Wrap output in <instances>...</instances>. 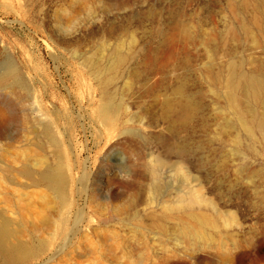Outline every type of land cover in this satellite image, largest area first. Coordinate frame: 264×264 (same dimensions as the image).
I'll list each match as a JSON object with an SVG mask.
<instances>
[{"label":"rangeland","instance_id":"374dc122","mask_svg":"<svg viewBox=\"0 0 264 264\" xmlns=\"http://www.w3.org/2000/svg\"><path fill=\"white\" fill-rule=\"evenodd\" d=\"M232 67L264 79V0H0V264H264V105Z\"/></svg>","mask_w":264,"mask_h":264},{"label":"bare ground","instance_id":"6f19581e","mask_svg":"<svg viewBox=\"0 0 264 264\" xmlns=\"http://www.w3.org/2000/svg\"><path fill=\"white\" fill-rule=\"evenodd\" d=\"M177 26V25H176ZM184 26V25H183ZM176 28V27H175ZM184 28V27H183ZM178 29V28H177ZM176 29V30H177ZM182 30V29H181ZM179 31V30H178ZM173 32V31H172ZM181 32V31H180ZM175 33V32H174ZM188 34H190V33H188ZM186 36H187V34H185ZM177 37V36H176ZM175 37V38H176ZM185 37V36H184ZM174 38V37H173ZM186 38V37H185ZM175 40V39H174ZM170 41V40H169ZM188 40H186V42H187ZM173 42H175V41H173ZM199 42V41H198ZM176 43V42H175ZM170 55V54H169ZM134 56V55H133ZM167 56V55H166ZM119 57V56H118ZM122 57V56H121ZM168 58V57H167ZM118 59V58H117ZM165 60V59H164ZM162 62H165V61H162ZM161 62V63H162ZM167 62V61H166ZM128 63V62H127ZM150 63H152V62H150ZM159 63V62H158ZM160 63V65H162ZM165 63H163V65H164ZM162 65V66H163ZM89 66H90V64H89ZM91 66H92V64H91ZM103 66V65H102ZM102 66H99V68L100 67H102ZM162 66H159V67H162ZM230 66V65H229ZM233 66V65H232ZM237 66V65H236ZM127 67V65H126V63L122 60V58H120L119 57V60H116L113 64H106V65H104L102 68H100V69H104L105 71H108V72H110V73H115L116 71H118V70H125V68ZM145 67H146V65H145ZM223 67V66H222ZM99 68H97V69H99ZM128 68H129V66H128ZM158 69V68H157ZM227 69V68H226ZM238 69V68H237ZM159 70V69H158ZM161 70V69H160ZM231 70V74L228 76V81H229V83L228 84H226L227 85V90H226V92H227V95H228V100H230L231 101V103L230 104H234V105H236V106H238L239 105V102H240V98H243V97H248V98H252V99H255L256 100V102L258 101V102H262L263 103V105H264V79L263 78H261V77H259V76H257V75H254V74H251V75H246V74H240V75H238L237 74V72H236V70H235V68L234 67H232V69H230ZM153 71V70H152ZM155 71H157V70H155ZM221 71V70H220ZM238 71V70H237ZM99 72V71H98ZM97 72V73H98ZM133 72V71H132ZM239 72V71H238ZM139 73V72H138ZM162 74V73H161ZM135 75V74H134ZM132 76V75H131ZM130 76V77H131ZM159 76V75H158ZM160 78V77H159ZM162 78V77H161ZM96 79V78H95ZM110 79H113V76H111L110 78H109V80ZM130 79V78H129ZM129 79H127V80H129ZM109 80H105V83H106V86H108V84H109ZM126 80V81H127ZM159 80V79H158ZM214 80V79H213ZM157 82V81H156ZM159 82H160V80H159ZM152 83V82H151ZM126 84H128L127 82H126ZM153 84V83H152ZM152 84H150V86L152 85ZM157 84H159V83H157ZM167 84V83H166ZM178 85H180V84H178ZM106 86H103V87H106ZM126 87V86H125ZM128 87V86H127ZM128 88H130V87H128ZM128 88H126V89H128ZM179 87H177V91H179L180 89H178ZM149 89V88H148ZM148 89H146L147 91H149ZM239 92H241V95H240V93ZM128 93V92H127ZM185 93V92H184ZM148 94V93H147ZM97 94H95V96H96ZM101 95V94H100ZM196 95V94H195ZM240 95V96H239ZM118 95H116V94H112L111 92H109L108 90H106V89H104V91H103V94L101 95V98H100V103H99V105H98V107L96 108V110H95V116L96 117H98L101 121L100 122H102L103 123V125H105L107 128H109V127H114L115 126V128H116V125L118 126V127H126V126H128V124H129V120H131L130 118H129V112H128V109H125V108H123L122 106H121V104H118V102H116V97H117ZM145 96V95H144ZM194 95H192V97H190L189 99H185L186 100V102H183V103H181V102H179V100H176V101H178L179 103H180V107L182 108V112H183V115L185 116L186 114H191V112L193 111V109H194V97H193ZM136 97V96H135ZM138 97V96H137ZM140 97V96H139ZM159 98V97H158ZM187 98V97H186ZM140 99V98H139ZM155 99V98H154ZM166 99V98H165ZM184 100V101H185ZM120 101H122V99L120 100ZM131 101V100H130ZM139 101V100H138ZM143 101V100H142ZM159 101V100H158ZM229 101V102H230ZM137 102V101H136ZM156 102H157V99H156ZM175 102V101H174ZM257 102V103H258ZM130 103V102H129ZM98 104V103H97ZM96 104V105H97ZM233 105V106H234ZM262 105V106H263ZM143 107H145V106H143ZM171 107V106H170ZM235 107V106H234ZM233 107V108H234ZM167 108H168V106H167ZM166 108V109H167ZM236 108V107H235ZM238 109V108H237ZM236 109V110H237ZM181 110V109H180ZM92 111V110H91ZM92 114H94L93 112H92ZM238 116H239V118H240V121L242 122V121H245L244 120V117H243V114L241 113V112H238ZM245 116V115H244ZM92 117V116H91ZM263 117V116H262ZM260 118V120H259V124H261L260 126L261 127H264V118ZM132 118V117H131ZM181 119V118H180ZM95 121V120H94ZM98 124V123H97ZM98 127V126H97ZM260 129V128H259ZM134 130V129H133ZM262 131H263V129H261ZM126 131V130H125ZM98 133V132H97ZM105 133V132H104ZM262 133V132H261ZM264 133V132H263ZM135 134V133H134ZM133 137V136H132ZM140 137V136H139ZM264 137V136H263ZM140 140V139H139ZM125 142V141H124ZM136 143V142H135ZM133 144V143H132ZM102 149H103V147H102ZM135 149V148H134ZM142 149V148H141ZM127 153V152H126ZM133 155V154H132ZM131 156V155H130ZM131 159V158H130ZM140 160V159H139ZM136 162V161H135ZM84 181V180H83ZM91 183V182H90ZM134 183V182H133ZM131 185V184H130ZM137 189V188H136ZM82 190H83V187H82ZM141 192H143V191H141ZM129 194V193H128ZM141 195V194H140ZM136 196H137V194H136ZM90 197H92L91 195H90ZM128 198V197H127ZM144 198V197H143ZM91 199V198H90ZM93 199V198H92ZM91 199V200H92ZM94 199H95V197H94ZM139 200H141V198L139 199ZM93 201V200H92ZM97 201V200H96ZM145 201V200H144ZM136 202H138V200L136 201ZM117 203V202H116ZM120 203V202H119ZM133 204V203H132ZM138 204V203H137ZM144 204V203H143ZM101 205V204H100ZM99 205V206H100ZM145 205H146V203H145ZM102 206V205H101ZM139 206V205H138ZM69 207V206H68ZM68 207L65 209V210H63V212H61V214H60V218H59V220H60V227L57 229V234L59 235V236H61V235H63L64 234V232H65V228H66V224L68 223V221H69V219H70V215H71V213H72V211L70 212V210L68 209ZM91 208H93L92 206H91ZM90 208V209H91ZM99 208H101V207H99ZM124 208V207H123ZM75 209V208H74ZM83 209H85V208H83ZM83 209H80L78 212H77V220H78V223H79V220H81V218H83V217H85L84 216V213L86 212L85 210H83ZM94 209V208H93ZM98 209V208H97ZM96 209V210H97ZM115 209V208H114ZM100 210V209H99ZM125 210H128V208L126 207L125 208ZM133 210V209H132ZM85 211V212H84ZM91 211V210H90ZM89 212V211H88ZM93 212V211H92ZM120 212V211H119ZM99 213V212H98ZM93 214V213H92ZM96 215H97V213H95ZM156 216V215H155ZM190 221H189V223L188 224H184L183 226H181L180 228H181V230L179 231V235H180V237H182V238H187V239H191L192 237H194L195 236V234L199 231L198 229H197V218H198V216H197V214L196 213H190ZM88 217V216H87ZM106 217H108L107 215H106ZM118 217V216H117ZM181 217V216H180ZM89 218V217H88ZM131 218V217H130ZM182 218V217H181ZM180 218V219H181ZM102 219V218H101ZM126 220V219H125ZM75 221V220H74ZM92 221V220H91ZM104 221V220H103ZM121 221V220H120ZM136 221V220H135ZM207 221V220H206ZM93 222V221H92ZM139 222V223H138ZM138 224H139V227L141 228H148V225L146 224V223H144V221L143 220H140V219H138ZM74 223H76V222H74ZM136 223V224H137ZM82 224V223H81ZM80 225V224H79ZM85 225V224H84ZM91 225H92V223H91ZM125 225H126V223H125ZM127 226V225H126ZM85 227V226H84ZM133 227V226H132ZM138 227V228H139ZM156 227V226H155ZM89 228V227H88ZM159 230H160V232L161 231H164V228L163 227H161V226H159ZM94 229V228H93ZM95 229H96V225H95ZM135 230H136V228H135ZM158 230V231H159ZM204 231V230H203ZM92 232H93V230H92ZM107 232V231H106ZM105 232V234H107ZM132 232H133V230H132ZM143 232V231H142ZM178 232V231H177ZM54 233V232H53ZM52 233V234H53ZM165 233V232H164ZM54 234H56V232L54 233ZM143 234V233H142ZM68 235V234H67ZM111 235V234H110ZM114 235H117L115 238H117L118 237V234H114ZM144 235V234H143ZM178 235V234H177ZM178 235V236H179ZM199 235H202V234H199ZM53 236V235H52ZM134 236V235H133ZM141 236V235H140ZM87 237V236H86ZM108 238V237H107ZM111 238H113L112 236H111ZM178 239V238H177ZM186 239V240H187ZM111 240V239H110ZM114 240V239H113ZM118 240V239H117ZM133 240V239H132ZM108 241V240H107ZM131 241V240H130ZM194 241H196V240H194ZM110 242V241H109ZM113 243H115V241L113 242ZM112 243V244H113ZM133 245V244H132ZM85 246V245H84ZM114 246H115V244H114ZM115 248V247H114ZM126 248V247H125ZM129 249V248H128ZM83 250V249H82ZM111 250V249H110ZM113 250V249H112ZM95 251V250H94ZM109 251V250H108ZM114 251V250H113ZM133 251V250H132ZM128 252V251H127ZM114 253V252H113ZM116 254V253H115ZM114 254V255H115ZM128 254V253H127ZM113 255V254H112ZM113 255V256H114ZM117 255H115L114 257H116ZM84 257V256H83ZM110 257V256H109ZM77 258V257H76ZM111 258V257H110ZM143 258V257H142ZM80 261V260H79ZM78 261V262H79ZM82 262H80V263H78V264H92L93 262H95L96 260H94V259H91V260H89V259H85L84 258V260H81ZM83 261H84V263H83ZM93 261V262H92ZM92 262V263H91ZM118 262V261H117ZM129 262V261H128ZM96 263V262H95ZM130 263H133V261L132 262H130ZM135 263V262H134Z\"/></svg>","mask_w":264,"mask_h":264}]
</instances>
